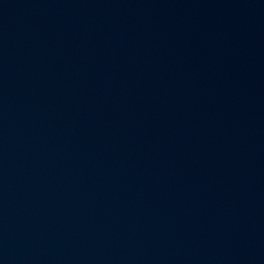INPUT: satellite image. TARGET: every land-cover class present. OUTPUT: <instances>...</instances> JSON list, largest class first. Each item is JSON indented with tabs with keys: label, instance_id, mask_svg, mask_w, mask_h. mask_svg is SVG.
Here are the masks:
<instances>
[{
	"label": "water",
	"instance_id": "obj_1",
	"mask_svg": "<svg viewBox=\"0 0 264 264\" xmlns=\"http://www.w3.org/2000/svg\"><path fill=\"white\" fill-rule=\"evenodd\" d=\"M0 264H150L66 228L0 211Z\"/></svg>",
	"mask_w": 264,
	"mask_h": 264
}]
</instances>
